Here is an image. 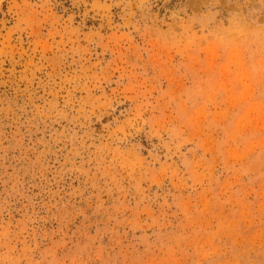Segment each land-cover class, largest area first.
I'll return each instance as SVG.
<instances>
[{
    "label": "rangeland",
    "instance_id": "rangeland-1",
    "mask_svg": "<svg viewBox=\"0 0 264 264\" xmlns=\"http://www.w3.org/2000/svg\"><path fill=\"white\" fill-rule=\"evenodd\" d=\"M0 264H264V0H0Z\"/></svg>",
    "mask_w": 264,
    "mask_h": 264
},
{
    "label": "clouds",
    "instance_id": "clouds-1",
    "mask_svg": "<svg viewBox=\"0 0 264 264\" xmlns=\"http://www.w3.org/2000/svg\"><path fill=\"white\" fill-rule=\"evenodd\" d=\"M222 53L218 49H213L212 56H220ZM229 60L232 59L233 56H239V53L235 52L233 49H229L226 53H223Z\"/></svg>",
    "mask_w": 264,
    "mask_h": 264
}]
</instances>
